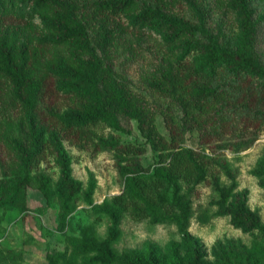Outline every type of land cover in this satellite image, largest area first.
Masks as SVG:
<instances>
[{"label": "trees", "instance_id": "obj_1", "mask_svg": "<svg viewBox=\"0 0 264 264\" xmlns=\"http://www.w3.org/2000/svg\"><path fill=\"white\" fill-rule=\"evenodd\" d=\"M183 7L190 17L175 12ZM217 10L222 17L214 25ZM228 14L238 24L235 37L224 30ZM259 24L252 0H0V207L27 213L35 187L58 203L66 226L80 198L93 204L96 179L92 174L85 188L74 176L67 143L113 151L125 176L121 193L93 206L110 219L107 235L87 225L69 238L70 251L48 246V264H264V251L232 249L208 262L190 231L202 182L218 192L219 212L237 227L259 226L246 205L248 189L234 193L237 175L222 153L251 147L264 129ZM153 31L172 54L142 68L136 84L129 67L144 57L142 40ZM63 95L66 103H57ZM123 120L136 122L144 142L105 133L129 132ZM195 131L201 147L184 146ZM146 145L157 156L150 165ZM52 158L56 182L41 168ZM259 167L264 174V157ZM125 216L174 220L189 250L183 255L172 242L165 256L151 242L118 255Z\"/></svg>", "mask_w": 264, "mask_h": 264}, {"label": "rangeland", "instance_id": "obj_2", "mask_svg": "<svg viewBox=\"0 0 264 264\" xmlns=\"http://www.w3.org/2000/svg\"><path fill=\"white\" fill-rule=\"evenodd\" d=\"M256 8V17L259 20V52L264 62V0H252ZM175 12L190 17L191 12L186 8H178ZM222 17V10H217L211 17V23L217 24ZM224 30L227 36L235 37L239 31L234 15L228 14ZM144 57L129 67L133 81L138 84L142 68L152 67L155 61L162 56H170L169 46L164 44L156 32H148L142 40ZM181 49L179 48V52ZM58 103H66L65 97L55 98ZM129 130L120 131L107 128L105 133L119 135L124 142L141 143L143 137L135 121L123 120ZM164 129V126L161 125ZM184 146L199 149L198 132L186 135ZM215 146V145H214ZM147 152L143 156L145 165L153 164L157 156L150 145H146ZM67 148L73 156L74 176L81 180L86 188L91 175L96 179V189L93 195V204L80 198L77 210L70 215L67 225L59 222V205L57 202L49 204L40 190L35 187L28 189L29 211L23 213L17 207H0V264H48L47 248L56 247L62 251H70V237H79L81 230L87 225H93L99 236L105 237L110 225L106 215H98L93 206L121 193L125 186V176L118 167V160L111 150L93 152L80 150L67 143ZM223 156L228 160L230 167L236 172L237 187L234 193L248 189L246 205L259 218V226L253 230L237 227L231 214H221L217 201L218 192L212 185L200 183L197 194L193 196V216L190 231L204 250L206 260L215 262L222 252L240 254L255 251H264V174H259V162L264 157V129L259 138L247 149L236 151L226 149ZM56 182L59 178V168L54 159L43 162L41 165ZM1 177V170H0ZM223 184L230 185L232 180L223 171H220ZM188 185L184 183V191ZM25 215L24 218L23 215ZM122 235L114 244L118 255L144 249L151 242L156 243L163 255L168 254L169 245L174 242L183 255L190 246L185 243L174 220L165 219L159 222L146 218L135 221L130 216L123 218Z\"/></svg>", "mask_w": 264, "mask_h": 264}]
</instances>
